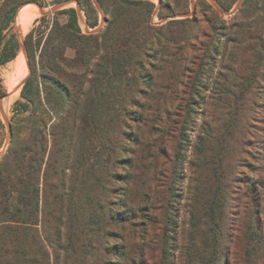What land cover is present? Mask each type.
Returning <instances> with one entry per match:
<instances>
[{"label": "trees", "instance_id": "obj_1", "mask_svg": "<svg viewBox=\"0 0 264 264\" xmlns=\"http://www.w3.org/2000/svg\"><path fill=\"white\" fill-rule=\"evenodd\" d=\"M76 1L87 26L96 27L98 12L91 1ZM98 1L105 22L97 31L84 32L77 9L68 7L54 12L46 29L35 26L24 37L28 75L0 157V264H155L158 211L172 193L157 184L158 155L166 153L142 155L150 141L137 131L154 126V111L168 110L150 105L157 92L155 72L173 60V48H189L190 38L199 40L203 30L191 35L186 25L194 19L188 17L154 25L151 0ZM27 3L42 6V0H0V65L17 55L19 43L6 32ZM161 3L169 13L179 11L175 0ZM35 4L19 12L38 8ZM246 10L255 17L239 26L257 20L259 28L230 40L239 46L245 38L264 40V0H245L238 12ZM261 134L252 163L247 161L249 173L235 180L239 199L229 206L227 187L219 186L204 213L191 214L196 247L188 264H264V157L259 156L264 117ZM6 136L0 118V148ZM151 146L165 148L156 140ZM147 162L149 172L142 175ZM135 186L146 190L131 198ZM165 223L170 227L169 214ZM160 230L167 234L165 227Z\"/></svg>", "mask_w": 264, "mask_h": 264}, {"label": "rangeland", "instance_id": "obj_2", "mask_svg": "<svg viewBox=\"0 0 264 264\" xmlns=\"http://www.w3.org/2000/svg\"><path fill=\"white\" fill-rule=\"evenodd\" d=\"M63 1L66 0H42L40 7L43 11H49L44 15L47 17L43 23L40 22L43 15L39 8H34L39 10V14L34 17L30 14L33 11L29 10L31 12H29L28 24L23 30L20 27L18 35L20 39L16 32L18 26L16 16L6 32V38L14 35L19 43L16 57L0 65V82L4 94L11 95V91L17 92L10 105L5 107L8 120L13 116V108L20 99L22 88L20 84L28 75L20 40L24 41L26 34L35 26L46 29L55 16L54 12L58 11L50 12V9ZM90 1L98 12L99 21L94 28L87 26L84 12L76 0H69L70 3L62 8H76L75 2H77L79 24L84 32H94L101 22V14L93 0ZM193 1L195 4L193 12L191 0H175L179 11L169 13L161 0H152L155 10L151 22L154 25L164 24L165 18L191 14L188 18L194 20L187 23V31L192 35L198 27H202L203 30L199 40L190 38L189 48H173V60L160 65L155 72L158 81L154 84V88L157 92L153 94L150 105L168 106V110L161 115H158L157 111L153 112L157 114L153 119L155 123L153 127H157L156 130L151 129L153 127L149 124L144 126L142 131H137L143 141H150L148 147L142 151V155L150 157L153 152L157 155L166 153L164 156L158 155L157 184L163 193H172H169L172 195L169 202H165L168 204H163L158 211L159 235L153 250L156 257L155 264H188L189 253L193 247H196L189 232L190 223L193 221L191 214H203L204 205L219 186L227 187L226 196L231 198L229 206L234 204L233 199L235 201L239 199L236 194L238 183L235 180L243 172L249 173L250 166L247 161L252 163L251 156L255 154V147L262 135L264 40L248 42L245 38L240 46L230 42L233 39L239 41L237 37L259 28L257 20L254 25L247 28L243 29L239 26L251 21L255 15L252 16L247 10L240 14L238 10L243 3L235 13L225 15L219 13L209 0ZM224 1L226 6H230L227 10L230 12L238 0ZM56 17L60 22L66 20V15H56ZM163 33L167 31L163 29ZM258 46L262 48L259 52L256 51ZM67 54L72 55L73 51L68 50ZM185 55L186 61L182 62L181 57ZM16 82L19 87L17 90H12ZM144 113L149 115L150 112L144 111ZM0 118L2 119L1 115ZM158 119H161L160 123L156 122ZM2 122L4 123L3 119ZM155 140L160 147L165 146V148L155 150L151 146ZM7 144L6 136L0 153H4ZM124 156L127 157L128 154ZM259 156L263 158V152H260ZM137 161L141 163L140 159ZM148 164L149 162L141 170L142 175L149 172ZM136 172H140L139 168ZM145 190L146 186L141 188L135 186L133 191L131 188L130 197L133 198L137 196L138 191L141 194ZM166 213L169 214L171 222L168 228L165 223L168 215ZM160 227L168 230L166 235L160 234ZM226 246L227 242L223 238L222 254Z\"/></svg>", "mask_w": 264, "mask_h": 264}, {"label": "water", "instance_id": "obj_3", "mask_svg": "<svg viewBox=\"0 0 264 264\" xmlns=\"http://www.w3.org/2000/svg\"><path fill=\"white\" fill-rule=\"evenodd\" d=\"M152 1V0H151ZM212 4H213V6L217 9V11L219 12V13H221V14H225V15H230V14H233V13H235L239 8H240V6L242 5V3H243V0H238L237 1V3H236V5H235V7L233 8V10L232 11H227L217 0H209ZM93 2H94V4H95V7L97 8V10L99 11V13L101 14V22H100V25L98 26V28L95 30V31H97V30H99L102 26H103V24H104V22H105V18H104V13H103V9H102V7H101V5H100V3H99V1L98 0H93ZM68 3H70L69 2V0H66V1H63V2H60V3H57L55 6H53L51 9H50V12L51 11H56V10H60V9H62L63 8V6H65V5H67ZM76 3V8H77V11H79V8H78V4H77V2H75ZM35 4V3H34ZM26 4H24L23 6H25ZM37 5V4H36ZM194 1L193 0H191V6H192V12H193V10H194ZM23 6H21L20 8H19V10L17 11V13H16V17H17V15H18V13H19V11H20V9L23 7ZM37 7L40 9V13L44 16V15H46L49 11H43L42 10V8L39 6V5H37ZM191 16V14H184V15H176V16H172V17H169V18H165L164 20H163V22H166L167 20H172V19H178V18H186V17H190ZM19 31H20V25H18V26H16V32H17V36L19 35ZM19 37V39H20V36H18ZM20 47H21V50H22V52H23V55H24V57H25V61H26V65H27V68L29 69V66H28V62H27V56H26V46H25V43H24V41H22V40H20ZM24 81H25V79L21 82V86L24 84ZM9 95H10V93H6V94H4L3 96H1L0 97V115H1V117H2V119H3V121H4V123H5V125H6V130H7V142L9 141V134H10V122H9V120L7 119V116H6V113H5V107H4V99L5 98H7V97H9ZM2 152L0 153V157L2 156Z\"/></svg>", "mask_w": 264, "mask_h": 264}, {"label": "bare ground", "instance_id": "obj_4", "mask_svg": "<svg viewBox=\"0 0 264 264\" xmlns=\"http://www.w3.org/2000/svg\"><path fill=\"white\" fill-rule=\"evenodd\" d=\"M25 10H31V11H33V12H31V11H26V12H24L19 18H18V20H17V23H18V25H20V27H22L23 25H25L26 23H28L29 22V17H30V15H29V12H31L30 14H32V17H34V16H37L38 14H39V10L38 9H34V8H29V9H24V10H22L21 12H23V11H25ZM21 12H19L18 13V15L21 13ZM37 13V14H36ZM18 15H17V17H18ZM28 15V16H27ZM19 77V76H18ZM13 82H14V79H13ZM18 85V82H16L15 83V85L13 86V89L12 90H14V89H18V87H19V85ZM17 86V87H16ZM17 94V92H12L11 91V95H9V97H7V98H5L4 99V107H8L9 105H10V103H11V100H12V98H13V96L14 95H16Z\"/></svg>", "mask_w": 264, "mask_h": 264}]
</instances>
